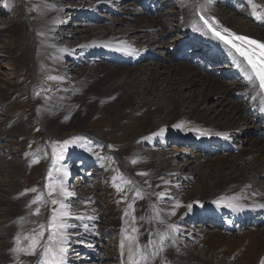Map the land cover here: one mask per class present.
<instances>
[{"label":"bare ground","instance_id":"1","mask_svg":"<svg viewBox=\"0 0 264 264\" xmlns=\"http://www.w3.org/2000/svg\"><path fill=\"white\" fill-rule=\"evenodd\" d=\"M81 1L84 6L99 7L107 0ZM153 1L161 3V0ZM171 1L177 7L175 27L174 20L166 18L161 10L151 14L142 8L139 0H136L135 4L128 3L127 8L122 6L123 10H119L116 17L111 19V24L102 26L99 32L82 28L81 34L84 37L76 40L73 49L75 50L77 46L82 47L84 52L95 51V62L91 61L79 72L74 71L76 74L72 78L73 90L80 89V95L77 96L71 88H66L65 94L71 96L69 100L62 95L54 102L41 103L49 108V114L45 115V125L55 120L64 124L70 123L66 122L67 110H70L72 120L83 121L92 114L98 104H102L110 112L111 119L120 126V135L124 139L134 140L137 137L141 140L154 141L159 136L164 138L169 133L181 134L184 130H189L185 131L186 136L177 138L186 146V148H177L179 152H166L163 156L156 157L159 153L154 151L150 158L142 153L139 158L140 164L131 166L128 162L124 166L129 175L134 173L136 167H146L154 181L156 186L154 198H157L158 204H154L151 200L148 202L151 222L143 212L144 205L139 197L136 203L126 210L127 217L124 215L122 219H118L116 215L118 202L113 196L105 193L107 187L102 188L98 195L92 197L76 185L68 189L69 191L66 190L58 200L57 210L60 204L64 203L68 212L77 211L73 218L82 217L76 219L80 222L78 227L88 232L86 240L88 244L80 243L78 240L73 241L68 235V243L71 246L67 244V248L72 247L70 250L75 255L80 254L78 251L82 250V246L85 250L89 249L93 254H97L89 247L96 242L90 239V236L97 234L98 222L106 221V216L110 214L117 221L120 220L115 223L116 226L122 232L124 226V232L129 234L128 237L124 235V241H132L131 246H135L134 249L129 247L127 251L128 255L130 252L134 254L132 260L128 256L127 260L122 261V253L118 251L120 258L117 259L116 264H264V230H256L252 227L248 230L239 228L238 232H235L230 230V223L226 222L220 223L221 226L218 228L216 227L219 225L215 226L213 230L205 226L204 228L207 229L193 231L188 228V231L184 232L176 229L174 222L172 224V221L167 220L172 205L181 200L190 201L200 194V204L186 211L184 215L186 220L193 219L197 212H201L203 217L211 212L202 203H212L218 207V210L226 208L227 212L224 215L229 219L233 216H242L247 210L254 212L258 208H264V183L259 181L256 186L252 185L257 180V173L264 174V137L256 135L261 126L259 119L263 108V94L254 79L248 80L247 77L252 74L245 64L222 42L208 33L207 27L201 20V17H204L213 27L222 31L226 28L237 35L244 34L264 41V0H244L247 10L243 7L242 0H233L234 9L226 5V0ZM44 2L46 3L44 15L48 25L61 23V12L66 11L65 16L69 17L68 12L78 7L69 4H64L65 7L56 4L48 7V4H52L51 1L44 0ZM125 18L136 21L130 25L131 30L121 29L122 22H127ZM163 19L171 22L167 23ZM175 28L181 36H173ZM116 29L121 30L115 31ZM147 39L153 49L162 47V58L153 61L152 56L145 54L147 52L143 47ZM189 41L206 43L203 54L208 57H213V51H220L226 62L220 67L221 69H218L226 77L237 73L239 80L233 79L227 82L220 77L221 75L216 76L211 69L205 68V61L200 60L197 55L192 56L196 61L195 65L189 63L183 56L173 60L171 50ZM40 45L38 43L37 46ZM49 46L55 49L56 56L60 57L64 54L61 48L67 45L52 43ZM65 52L73 53L72 49ZM100 54H105L106 57L102 58L104 55L100 57ZM58 83L65 84L64 81ZM251 109L255 112L247 113ZM125 119L129 121L125 122ZM20 128L21 125L16 121L15 128L9 132H15ZM161 129H165L163 134H160ZM70 131L72 130L66 133ZM214 136L217 137L213 139ZM92 137L98 138L95 135ZM98 139L103 143L107 142L104 138ZM196 139L212 142L213 148L221 149L219 152L221 155L214 159L204 158L201 161L204 150L190 146V143ZM221 139L230 143L237 154L230 156L229 152L223 150L225 143ZM175 154L183 155L187 160L182 170L170 171L162 165V162L174 160ZM193 155L195 158H191ZM247 165L252 170L250 181L244 175ZM4 167H7V164ZM16 177L15 187L19 186V177ZM133 180L139 182L137 177ZM10 183L7 185L8 191H10ZM175 186L178 188L175 189ZM82 193L83 198L79 201V205L72 206ZM143 193L147 198H151L145 190ZM3 198L7 197L0 198V205L9 208V200ZM13 204L17 205L16 202ZM229 204L237 205L238 210L229 207ZM153 209H156L157 214L160 215L159 220L155 219ZM214 213L219 214L218 211ZM0 215L7 217L8 210L0 211ZM12 216H8L10 224ZM66 218L61 219L66 222ZM8 221L4 220L3 223ZM218 222H223V218ZM161 223L163 226L157 229V225ZM129 224L132 233H128ZM211 225L214 223L211 222L210 227ZM110 226L111 223L104 228ZM0 229L4 228L1 226ZM7 234V238L11 237V234ZM161 234L165 235L164 239H161ZM179 236L190 240L189 248L179 242ZM10 244L6 245V249ZM200 245L204 248L198 249ZM9 254H4L1 258L7 260L6 256ZM87 254L89 253L86 252L85 256ZM88 260L104 264L100 262L101 259Z\"/></svg>","mask_w":264,"mask_h":264},{"label":"rangeland","instance_id":"2","mask_svg":"<svg viewBox=\"0 0 264 264\" xmlns=\"http://www.w3.org/2000/svg\"><path fill=\"white\" fill-rule=\"evenodd\" d=\"M50 1L52 4H48V7L54 4L63 7H65L64 4L78 7L68 12L69 17L65 16L66 11L61 12V23L48 25L44 15V5H46L44 0H0V78L3 81L0 80L3 83L0 86V100H2L0 103V198L7 197L3 199L9 200L10 204L9 208L0 205V211L8 210V216L13 215L11 224L8 221V216L4 218L0 215V227L4 228L0 229V264H34L36 259L38 260L42 248L37 247L35 255L27 254L31 239L44 231V237L40 239V244L43 245L47 241L50 216L53 211L57 210L60 197L74 185L85 190L91 197L98 195L102 188L107 187L108 190L105 193L113 196L118 202L119 207L116 208L118 219H122L124 215L127 217L126 210L129 206L134 205L139 197L144 205L143 212L151 222L148 202L151 200L154 204H158L157 198H154V193H156L154 181L146 167H136L133 170L134 173L129 175L124 166L128 162L131 166L140 164L139 158L142 153L150 158L156 151L159 153L155 152L156 157H161L166 152H179L177 148H186L180 146L182 142L175 138L186 136L185 131L189 130H184L181 134L169 133L164 138L159 136L154 141L141 140L137 137L134 140L124 139L120 135V126L111 119L110 112L102 104H98L92 114L83 121L72 120L70 110H67L66 122L70 123L64 124L55 120L45 125V115L49 114V108L41 103L54 102L62 95L69 100L71 96H67L65 91L66 88L73 90L72 78L76 74L74 71L79 72L82 67L94 61L95 51L86 50L84 52L82 47L77 46L75 50L73 49L76 40L79 37H84L81 34V29L89 28L93 32H99L102 26L111 24V19L116 17L119 10H123L122 6L127 8L128 3H136V0H107L99 7H87L82 4L81 0ZM227 1L226 5L234 9V1ZM161 3L162 6L165 5V8L169 9L161 10V12L169 20L171 18L174 20L172 21L175 23V27L177 7L171 0H161ZM241 3L246 9L244 0ZM170 5L173 8H170ZM109 10L113 13H108ZM124 20L127 22H122L121 29L131 30L132 26L130 25L136 21L127 18ZM163 20L167 23L171 22L167 19ZM175 30L177 31L176 28ZM175 35L173 36H181ZM38 43L41 45L37 46ZM52 43L54 45L66 44L67 46L61 48L64 54L57 57L55 49L49 46ZM169 44L172 43L169 42ZM70 49L73 53L65 52ZM143 49L147 52L143 51L147 56L153 57V61L162 58V47L153 49L148 39ZM101 55H104L102 58L106 57L105 54H100V57ZM222 65H217L212 70L217 71L216 76L226 77L220 71ZM234 75L233 73L232 76ZM223 77H221L223 80L230 82ZM57 81L60 83L64 81L65 86L59 85ZM73 92L78 96L81 90H73ZM153 120L159 122L156 119ZM16 121L21 125V128L15 132H9L15 128ZM124 121L128 122L129 120L125 119ZM69 130L72 131L66 133ZM91 134L101 139L104 138L107 142L99 143L87 136ZM216 137L214 136L213 139ZM221 140L224 142L223 139ZM65 141L68 142L67 147L61 150ZM224 143L231 145L228 142ZM205 152L204 150L201 161L204 158L214 159L221 155L219 153L217 156H211ZM236 154V151L229 153L230 156ZM191 158H195L194 155ZM186 160L183 155L175 154L174 160H166L162 162V165L170 171L182 170ZM132 161L136 162L132 163ZM6 164L7 167H4ZM164 175L166 176V173ZM244 175L249 181L252 178V170L249 165L244 169ZM16 176L19 177V186L17 187H15ZM134 177H137L139 182H135ZM177 179L176 177L175 180ZM259 181L264 183V174L257 173V180L252 185L256 186ZM9 182H11L10 191L7 187ZM61 187H63V194H61ZM171 187L173 188V185ZM176 188L178 187L175 186ZM143 190L150 194L151 198H147ZM200 196L201 194L190 201L181 200L174 206L172 205L167 220L172 221V224L174 222L179 231L186 232L188 228L193 231L207 228L213 230L217 225L219 226L216 228L220 227V223L228 222L229 217L221 215L222 212L216 205L202 203L209 211H218L219 214L214 213L212 217L221 215L223 222L204 228L200 224L201 216H198L202 213L197 212L196 216L198 217L189 227L188 223H191L192 219L186 220L184 215L186 211L192 210L200 204ZM82 198L83 193L76 203H72V206H78ZM52 200H56L57 204H52ZM12 201L17 205H14ZM2 207L4 208L2 209ZM37 210H39L38 213ZM76 213L69 212L70 216L66 218L65 223L75 225V227H68L66 231L73 241L78 240L80 243L88 244L86 242L88 232L80 229L78 227L80 222L73 218ZM153 215L156 220L160 219L156 209H153ZM106 217V221L98 222L97 234L90 236V239H94L96 242L89 247L97 254H93L88 247V250H85L82 246V250L78 251L81 255H75L71 252L72 247H70L66 253L64 264H97L93 261L89 262L88 259H101L100 262L104 264H116L117 259L120 258L118 251L122 253V261L127 260L128 248L134 249L135 246H131L132 241H124V235L128 237L129 234L124 232V226L123 232L116 226L115 223L120 220L117 221L110 214ZM4 220L8 222L3 223ZM110 223L112 226L104 228ZM128 226H130L128 233H132L131 225ZM162 226V223L157 225V229H161ZM253 229L264 230V225L253 227ZM7 233L11 234V237L7 238ZM236 234L239 235V233ZM160 237L164 239L165 235L161 234ZM178 239L183 246L189 248L191 243L189 239L181 236ZM2 243L7 244L3 245ZM8 244L10 245L6 249ZM67 244L71 246V244ZM202 248L204 247L200 245L198 249ZM86 252L89 254L85 256ZM7 253H10L9 257L6 256L7 260L2 259L1 257Z\"/></svg>","mask_w":264,"mask_h":264},{"label":"snow or ice","instance_id":"3","mask_svg":"<svg viewBox=\"0 0 264 264\" xmlns=\"http://www.w3.org/2000/svg\"><path fill=\"white\" fill-rule=\"evenodd\" d=\"M201 20H203L204 25L207 27L208 33L226 46L234 49L239 56L246 60L253 74L247 77L248 80L252 81L254 78L257 79L260 88L264 90V43L250 39L247 36L237 35L226 28L223 29L222 33L213 27L204 17H201ZM261 110L264 111V109ZM164 131L165 129H161L160 134H163ZM67 144L68 142L65 141L61 150L66 148ZM135 162L136 161H132V163ZM33 191H35V189H33ZM61 194H63V187H61ZM51 203L57 204V201L52 200ZM228 206L238 210L237 205L229 204ZM66 209L67 206L61 203L60 208L53 211L48 223L49 236L43 245L40 244V239L44 237V231H41L38 236L32 237L27 254L35 255L37 247L42 248V251L39 253L37 264H64L68 251V233L66 229L68 227H75V225H69L61 219L62 217L69 216V212ZM38 211L39 210H37V213ZM76 219H82V217H76ZM41 228L43 229L44 226L42 225ZM85 228H87V226H85ZM161 238L163 239V237ZM133 258L134 254L130 252L129 259L132 260Z\"/></svg>","mask_w":264,"mask_h":264}]
</instances>
